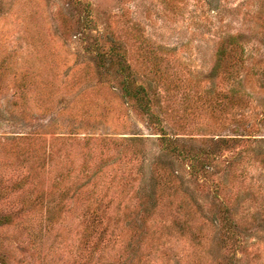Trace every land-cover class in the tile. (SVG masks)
<instances>
[{"label": "rangeland", "instance_id": "rangeland-1", "mask_svg": "<svg viewBox=\"0 0 264 264\" xmlns=\"http://www.w3.org/2000/svg\"><path fill=\"white\" fill-rule=\"evenodd\" d=\"M0 264H264V0H0Z\"/></svg>", "mask_w": 264, "mask_h": 264}, {"label": "trees", "instance_id": "trees-1", "mask_svg": "<svg viewBox=\"0 0 264 264\" xmlns=\"http://www.w3.org/2000/svg\"><path fill=\"white\" fill-rule=\"evenodd\" d=\"M221 51V50H220ZM224 55V52H222L219 56H223ZM121 64V63H120ZM124 69V68H123ZM127 77H125V79H126ZM124 81H126V80H124ZM137 92V91H136ZM138 93V92H137ZM129 96H131L132 97V94H130L129 93ZM226 227L228 228V229H230V226H229V223L228 224H226Z\"/></svg>", "mask_w": 264, "mask_h": 264}]
</instances>
